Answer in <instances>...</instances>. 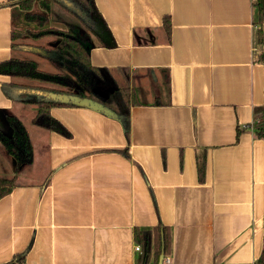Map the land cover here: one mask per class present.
Returning a JSON list of instances; mask_svg holds the SVG:
<instances>
[{"label": "crops", "instance_id": "crops-1", "mask_svg": "<svg viewBox=\"0 0 264 264\" xmlns=\"http://www.w3.org/2000/svg\"><path fill=\"white\" fill-rule=\"evenodd\" d=\"M95 4L116 46L94 38L92 65L139 83L130 137L119 121L82 107L50 110L70 137L35 126L32 89L59 88L0 75V131L10 135L7 117L16 116L34 147L33 163L16 173L0 142V177L16 181L0 200V264H139L135 229L161 225L171 234L163 264L256 263L264 251L257 0ZM33 12L53 29L81 25L56 3ZM38 29L0 0V62L48 54L39 45L55 37L28 36Z\"/></svg>", "mask_w": 264, "mask_h": 264}, {"label": "trees", "instance_id": "trees-1", "mask_svg": "<svg viewBox=\"0 0 264 264\" xmlns=\"http://www.w3.org/2000/svg\"><path fill=\"white\" fill-rule=\"evenodd\" d=\"M51 3H56L68 13L76 17L81 25H68L67 30L53 29L47 26L49 17L45 14L33 12L38 4L45 12H50ZM9 6H18L25 12L28 22L38 26L37 31H32L28 36L34 40L46 37H56L61 40L53 53L65 73H51L41 70L32 60L12 58L0 62V75L12 79H24L31 82L50 84L58 87H34L33 92L39 93L32 104L38 106V113L32 120L35 126L57 132L65 137H70L68 130L51 116L53 107H77L49 99V93L68 94L81 98H89L102 104L113 114L111 118L119 121L126 136L130 137V100L131 96L125 92L118 81L108 69L94 67L90 60V50L93 48L94 38L105 48H114L115 40L99 13L95 0H8ZM259 42L264 46V8L262 0H257ZM166 27L170 30V20L166 19ZM14 35V40L16 37ZM15 47V44H14ZM264 61V52L262 54ZM14 84V83H13ZM16 85V84H14ZM27 104L30 101H26ZM7 123L10 135L0 131V142L15 162L16 173L34 161V147L27 127L16 116H8ZM254 132L257 138L264 140V105L256 109V124ZM16 188L15 178L0 177V200L9 195ZM135 241L140 245L142 252L139 264H150L152 257L159 262L162 252L168 254L171 249V234L167 227L159 226L153 230L135 229ZM15 264V263H14ZM264 264V251L257 261Z\"/></svg>", "mask_w": 264, "mask_h": 264}, {"label": "rangeland", "instance_id": "rangeland-1", "mask_svg": "<svg viewBox=\"0 0 264 264\" xmlns=\"http://www.w3.org/2000/svg\"><path fill=\"white\" fill-rule=\"evenodd\" d=\"M60 43H61V40L55 37L54 40L42 42V45H39V48H44L45 50L48 51V54L44 53L43 56L41 54L38 56V55H31L29 52H25L23 53V56L25 58L35 59L36 64L41 70L51 72V73H65L59 63V60L57 59V57H55V54L53 53L54 48ZM138 82H140V79L138 80ZM119 84L120 86H122L125 92L129 94V97L131 96L130 97L131 99L135 97V93L137 95V91L135 90L136 89L135 87L139 83L135 84V82H133L132 83L133 85L132 84L129 85V82H127L125 79L121 77V79L119 80ZM27 124L29 126L31 125L29 121H27Z\"/></svg>", "mask_w": 264, "mask_h": 264}, {"label": "water", "instance_id": "water-1", "mask_svg": "<svg viewBox=\"0 0 264 264\" xmlns=\"http://www.w3.org/2000/svg\"><path fill=\"white\" fill-rule=\"evenodd\" d=\"M262 7L264 8V0H262ZM47 97L54 101H59L65 104H73L74 106L77 107L88 108L93 111L103 113L108 117H111L113 114L110 110L106 109L102 104L89 98H81L74 95L58 94V93H49ZM163 261H164V252H162L161 254L160 264H163Z\"/></svg>", "mask_w": 264, "mask_h": 264}, {"label": "built area", "instance_id": "built-area-1", "mask_svg": "<svg viewBox=\"0 0 264 264\" xmlns=\"http://www.w3.org/2000/svg\"><path fill=\"white\" fill-rule=\"evenodd\" d=\"M135 249H136V251H137L138 253H141V252H142V248H141L140 245H136ZM253 264H257V262H256V263H253Z\"/></svg>", "mask_w": 264, "mask_h": 264}]
</instances>
